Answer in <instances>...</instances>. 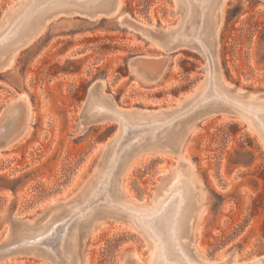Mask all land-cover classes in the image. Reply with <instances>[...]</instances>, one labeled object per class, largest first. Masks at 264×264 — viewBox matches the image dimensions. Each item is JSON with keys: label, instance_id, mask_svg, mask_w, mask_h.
Returning <instances> with one entry per match:
<instances>
[{"label": "rangeland", "instance_id": "374dc122", "mask_svg": "<svg viewBox=\"0 0 264 264\" xmlns=\"http://www.w3.org/2000/svg\"><path fill=\"white\" fill-rule=\"evenodd\" d=\"M21 1L0 0V26ZM180 20L176 0H118L109 15L65 13L37 32L31 26L0 63V249L24 224L40 227L80 200L103 166L120 125L96 121L79 131L92 94L148 115L178 107L203 83L201 54L188 46L158 48ZM212 45L230 93L264 103V0H225ZM214 110L184 127L165 151L129 157L116 189L125 201L153 208L160 193L182 184L196 202L184 241L198 260L264 264V141L235 110ZM69 241L76 264H153L156 251L116 216ZM0 264L55 263L11 252Z\"/></svg>", "mask_w": 264, "mask_h": 264}, {"label": "bare ground", "instance_id": "6f19581e", "mask_svg": "<svg viewBox=\"0 0 264 264\" xmlns=\"http://www.w3.org/2000/svg\"><path fill=\"white\" fill-rule=\"evenodd\" d=\"M176 1L181 20L176 27L162 33L158 48L170 52L188 46L201 54L206 60L203 83L178 107L166 113L148 115L120 109L101 92L92 94L84 113L88 122L116 121L120 125L115 138L108 143L111 147L103 166L80 200L64 207L40 227L24 224L23 229L0 249V258L11 252H30L42 254L55 264H76L69 236L101 218L116 216L142 233L149 247L154 246L153 264H205L195 257L184 241L190 215L196 206V202L191 200L190 189L182 184L175 185L167 193L159 194L153 208L125 201L116 189L117 177L125 169L129 157L141 152H163L165 146L177 143L184 127L190 129L197 120L214 114L218 107L235 110L264 141V103L249 99L246 93L234 91L231 94L232 88L219 79L212 35L218 9L225 0ZM117 2L22 0L15 15L0 26V63L23 44L31 26H35L37 32L46 20L65 13H82L91 17L97 13L109 15ZM12 122L13 119H9L4 124L3 135L10 133ZM82 130L83 126H79V131ZM11 144L6 145L10 147ZM175 152L177 150L171 153ZM181 166L177 167L176 173ZM168 184L166 182V186Z\"/></svg>", "mask_w": 264, "mask_h": 264}, {"label": "water", "instance_id": "95a60500", "mask_svg": "<svg viewBox=\"0 0 264 264\" xmlns=\"http://www.w3.org/2000/svg\"><path fill=\"white\" fill-rule=\"evenodd\" d=\"M166 52H168V51H166ZM88 102H89V100H87V102H86V105H85L84 111H85V109H86V106H88ZM90 124H92V123H91V122H88L86 116L83 115L82 120H81V122L79 123V126H83V130H82V132H83V131L87 128V126H89Z\"/></svg>", "mask_w": 264, "mask_h": 264}]
</instances>
